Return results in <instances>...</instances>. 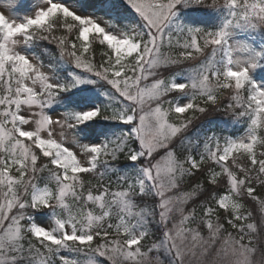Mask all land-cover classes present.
<instances>
[{
  "label": "snow or ice",
  "instance_id": "6c2138e0",
  "mask_svg": "<svg viewBox=\"0 0 264 264\" xmlns=\"http://www.w3.org/2000/svg\"><path fill=\"white\" fill-rule=\"evenodd\" d=\"M124 4L123 26L116 0H98L108 19L82 0L0 11V264H264V221L245 223V200L264 213V0ZM57 61L82 71L63 79ZM84 83L106 102L52 108ZM99 120L115 127L80 128ZM230 123L244 134L213 130Z\"/></svg>",
  "mask_w": 264,
  "mask_h": 264
},
{
  "label": "rangeland",
  "instance_id": "374dc122",
  "mask_svg": "<svg viewBox=\"0 0 264 264\" xmlns=\"http://www.w3.org/2000/svg\"><path fill=\"white\" fill-rule=\"evenodd\" d=\"M16 2H18L20 6L16 7L14 12L9 11V9L5 8V7H0V11L4 12L5 15H13V14L23 15L26 11L31 10L32 6L37 2V0H16ZM65 2L75 5L77 3H80L81 0H65ZM82 2L85 3L86 5H88V7L80 9V11L84 12L85 14L93 13L97 16H104L103 9L98 7V0H82ZM119 6H121L122 15H124V17H126V18L129 15L131 17L130 23H132L133 20L135 19V13L132 12V10L126 4H124V0L120 1ZM178 17L180 19L184 20V22H190L191 20L206 19V16L204 13H202V12L194 13L193 11H190L188 9H184L181 12H179ZM104 18L108 19L109 17L104 16ZM241 38L245 39L246 34H242ZM165 74L171 75V73H165ZM97 84H99V85L97 86V85L89 84V83L83 84L84 88H86V89L87 88H91V89L93 88L92 91H90L88 94L87 93L85 94V99L80 98V97H78L77 94H75V95H72V97H70V98H63V99L59 100L56 104H54L52 106V108L55 109L56 111H59V112H64V111H69V110L79 111L81 109L97 106V99L101 100L102 102L105 103L106 98L102 93L105 91L107 86L103 83H97ZM83 91L84 90H82L81 92L83 93ZM92 93H93V97H91V95H90ZM92 122L93 121H88V122H86V124L92 123ZM86 124H84V125H86ZM80 126H82V125H80ZM91 127L93 129H96L95 126H91ZM108 127H115V124L111 123L109 126L104 127V128H108ZM246 127H247V125H245L244 131L241 134H237L235 136H239V135L244 134ZM95 139L99 140L100 137H95ZM161 155H163V152H161ZM254 211L256 212L254 215V218H255L254 222L257 224L258 227H260L262 221H264V213H261L260 211H256V210H254ZM205 235H207L206 232H205ZM62 255L69 256L70 254L67 252H64V253H62ZM100 258L101 257H99L98 259L102 262V260Z\"/></svg>",
  "mask_w": 264,
  "mask_h": 264
},
{
  "label": "trees",
  "instance_id": "16d2710c",
  "mask_svg": "<svg viewBox=\"0 0 264 264\" xmlns=\"http://www.w3.org/2000/svg\"><path fill=\"white\" fill-rule=\"evenodd\" d=\"M120 1L121 0H116L118 5H119ZM194 13H196V12H194ZM122 16L124 17V15H122ZM130 19H131V17L129 15L127 16L126 19H122V18L118 17L117 20L115 21V23H117L119 26H123L125 24H130ZM63 34H64L63 32H58L57 33V35H63ZM44 43L46 44V42H44ZM51 47H52V51L57 56H59V53L56 51L55 46L53 45ZM92 47H94V54H86V55H88L89 58L92 59L94 62L99 63L100 60H101L102 52L107 50L106 46L104 48H102L99 45L98 41H97L96 44L94 46H92ZM35 51H36L37 54H39V49H36ZM44 60L47 63V58L46 57H44ZM81 71L82 70H80V69H74V67L72 65L57 61V75H59L63 79L70 78L69 77V73H72V72L79 73ZM94 85L98 86L99 84L96 83ZM87 89L84 88L83 84H80L79 86L72 88L70 91H68L66 93H63L62 96L64 98H70V97H72V95L77 94L78 97L85 99V94L86 93L88 94L90 91H92L93 88L92 89L91 88H87ZM82 90H84L83 93L81 92ZM90 95H91V97H93V93L90 94ZM224 103L227 104L228 100L225 99ZM102 104H104V102H102L101 100L97 99V105H102ZM205 119L206 120L214 119L216 121H220V120H225L227 118L224 117L222 113H212L209 117H206ZM111 123L115 124L114 122L99 120V121H93L92 123H88L86 125H82V126H80V128H85L87 126H90V127L91 126H95L96 130H100V129L104 128V127L109 126ZM245 125L246 124H241V123H230L225 128H221V127L218 126L215 129H213V130L216 131L217 133L221 134V135H232V136H235L237 134H241L244 131ZM197 126H199V122H197ZM194 131H195V128H193L188 133V136L191 137L192 133ZM121 162H123V157H121ZM217 170H219V169H217ZM84 178H85V180L90 179V177H87V176H85ZM92 183L95 184V180H93ZM205 183H206V181H205ZM257 194L260 195L262 198H264V192H261V190L258 189L257 190ZM137 202L140 204L141 207H143L145 204H147L148 206H151V204H152V200L150 198H147V197H145L143 200H138ZM245 205H246V208L248 210H250L252 212V215H253V220L246 221L245 223L254 222L255 221L254 215L256 213L254 210L260 211L259 210V206L255 202H252L250 200H245ZM152 230L155 231V226H152ZM154 239H155V237L150 236L149 238H147V239H145L143 241V244L145 246L144 250H147V247L150 246L153 243ZM156 254L157 253L155 251H153L151 253L152 256H155ZM159 255H160L161 259L165 260V262L167 261V257L164 255L163 252H160ZM100 259L102 260L101 264H108V262L106 261L105 258L101 257Z\"/></svg>",
  "mask_w": 264,
  "mask_h": 264
}]
</instances>
